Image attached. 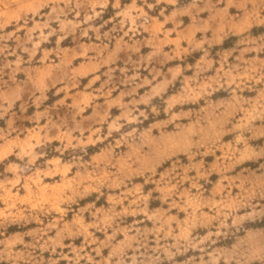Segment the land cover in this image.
Here are the masks:
<instances>
[{
    "label": "clouds",
    "instance_id": "9594fccd",
    "mask_svg": "<svg viewBox=\"0 0 264 264\" xmlns=\"http://www.w3.org/2000/svg\"><path fill=\"white\" fill-rule=\"evenodd\" d=\"M0 264H264V0H0Z\"/></svg>",
    "mask_w": 264,
    "mask_h": 264
}]
</instances>
